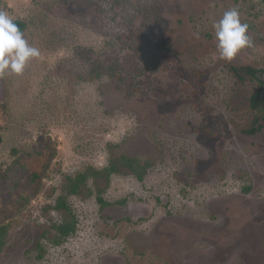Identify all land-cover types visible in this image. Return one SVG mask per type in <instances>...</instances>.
I'll use <instances>...</instances> for the list:
<instances>
[{
    "label": "rangeland",
    "instance_id": "1",
    "mask_svg": "<svg viewBox=\"0 0 264 264\" xmlns=\"http://www.w3.org/2000/svg\"><path fill=\"white\" fill-rule=\"evenodd\" d=\"M233 8L252 46L225 61L213 25ZM0 11L41 52L0 77V264H264V113L249 101L264 79L261 0H0ZM119 157L143 180L123 167L90 178L69 199L76 232L55 245L43 210L68 178Z\"/></svg>",
    "mask_w": 264,
    "mask_h": 264
},
{
    "label": "clouds",
    "instance_id": "2",
    "mask_svg": "<svg viewBox=\"0 0 264 264\" xmlns=\"http://www.w3.org/2000/svg\"><path fill=\"white\" fill-rule=\"evenodd\" d=\"M213 27L221 60L231 61L242 49L252 46L248 24L241 22L235 8L225 11ZM40 56V50L28 43L9 14L0 11V77L23 74L27 64Z\"/></svg>",
    "mask_w": 264,
    "mask_h": 264
},
{
    "label": "trees",
    "instance_id": "3",
    "mask_svg": "<svg viewBox=\"0 0 264 264\" xmlns=\"http://www.w3.org/2000/svg\"><path fill=\"white\" fill-rule=\"evenodd\" d=\"M264 3V0H261ZM17 26L20 28V30L24 31V25L20 21H15ZM245 74L248 75L251 78L257 79V74L253 69L247 68L244 70ZM239 76V75H238ZM257 82L259 84L258 89L256 92L250 97V108L252 110H255L256 112L264 113V101H262V94L264 92V79H257ZM1 106H4L3 101H0ZM264 122V117L262 118ZM262 125L259 124V119L256 118L254 122H252L251 127L249 131H247L250 135H254L261 131ZM139 165L138 161L129 158V157H119L117 159H112L109 161V164L107 167H105L102 170H94V169H87L86 172L79 173L74 178H68V184L64 187L62 190V193L55 199L53 205H50L46 209L43 210V215L45 216L43 219L45 221V224H48L49 228L48 231H46L44 234L53 232L56 236L54 239V244L58 245L61 244L64 240L72 236L76 231V221L75 216L72 213L70 207H69V199L71 197H74L78 195L79 190L85 186L87 181L90 178H95L98 175L104 176L106 180L108 181L111 175L118 173V171L121 169L120 167L126 168L138 181L143 180L144 176V168L141 169L139 172L137 169H140L139 166L133 167V164ZM91 171V172H89ZM249 189H246L245 192H248ZM97 202L100 206H106V203L103 201V199L98 196ZM52 212H55L57 214H67L69 215V220L57 222L55 219L50 217V214ZM5 238H6V229L3 227H0V250L5 246ZM40 249V247H39ZM41 257V256H40ZM39 257V258H40Z\"/></svg>",
    "mask_w": 264,
    "mask_h": 264
},
{
    "label": "water",
    "instance_id": "4",
    "mask_svg": "<svg viewBox=\"0 0 264 264\" xmlns=\"http://www.w3.org/2000/svg\"><path fill=\"white\" fill-rule=\"evenodd\" d=\"M0 143H1V140H0Z\"/></svg>",
    "mask_w": 264,
    "mask_h": 264
}]
</instances>
